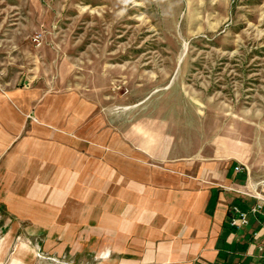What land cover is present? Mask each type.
<instances>
[{
  "label": "rangeland",
  "instance_id": "1",
  "mask_svg": "<svg viewBox=\"0 0 264 264\" xmlns=\"http://www.w3.org/2000/svg\"><path fill=\"white\" fill-rule=\"evenodd\" d=\"M17 77L97 103L116 148L138 123L225 129L264 178V0H0V81ZM105 219L44 227L0 205V264H126V217Z\"/></svg>",
  "mask_w": 264,
  "mask_h": 264
},
{
  "label": "crops",
  "instance_id": "2",
  "mask_svg": "<svg viewBox=\"0 0 264 264\" xmlns=\"http://www.w3.org/2000/svg\"><path fill=\"white\" fill-rule=\"evenodd\" d=\"M18 79L0 81V205L6 213L44 227L56 218L68 226L87 215L108 225L126 217L132 257L126 264L263 260L264 236L251 232L262 231L264 217L250 215L237 231L228 225L231 205H251L235 190L260 169L250 164L248 142L222 128L164 135L138 123L116 148L100 143L97 103L86 111L83 98L68 102L67 95L26 79L18 85ZM194 116L205 121L209 115Z\"/></svg>",
  "mask_w": 264,
  "mask_h": 264
},
{
  "label": "built area",
  "instance_id": "3",
  "mask_svg": "<svg viewBox=\"0 0 264 264\" xmlns=\"http://www.w3.org/2000/svg\"><path fill=\"white\" fill-rule=\"evenodd\" d=\"M242 169L241 166L236 165L234 170L236 172ZM235 192L251 201V205L242 209L238 205L233 204L230 207L228 216V225L233 231L240 230L247 226L250 222L249 216L256 217L258 215L264 217V178L259 180L249 181L243 186L235 190ZM261 232L256 230L251 232L253 238H258L261 234L264 236V224L261 225ZM259 264H264L263 260Z\"/></svg>",
  "mask_w": 264,
  "mask_h": 264
}]
</instances>
